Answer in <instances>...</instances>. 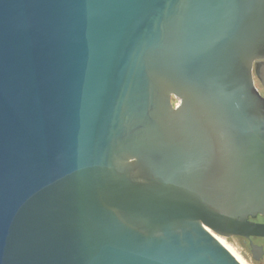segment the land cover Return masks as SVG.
I'll list each match as a JSON object with an SVG mask.
<instances>
[{
    "label": "water",
    "instance_id": "1",
    "mask_svg": "<svg viewBox=\"0 0 264 264\" xmlns=\"http://www.w3.org/2000/svg\"><path fill=\"white\" fill-rule=\"evenodd\" d=\"M260 59L264 0H0V264H241Z\"/></svg>",
    "mask_w": 264,
    "mask_h": 264
},
{
    "label": "flooded vegetation",
    "instance_id": "2",
    "mask_svg": "<svg viewBox=\"0 0 264 264\" xmlns=\"http://www.w3.org/2000/svg\"><path fill=\"white\" fill-rule=\"evenodd\" d=\"M254 82L260 93L264 96V59L255 61L253 68ZM176 105L178 101L173 100ZM249 221L257 224H264V214H258L256 217H249ZM240 238L248 249L249 260L252 264H264V237L251 236L245 238L241 236H234ZM230 238V237H229Z\"/></svg>",
    "mask_w": 264,
    "mask_h": 264
},
{
    "label": "rangeland",
    "instance_id": "3",
    "mask_svg": "<svg viewBox=\"0 0 264 264\" xmlns=\"http://www.w3.org/2000/svg\"><path fill=\"white\" fill-rule=\"evenodd\" d=\"M224 239H225L226 243L229 246H231L239 256H241L242 258L247 260V262L249 264H252L248 258V256H249L248 249L244 245L243 241L240 238H238V237H230V238L224 237Z\"/></svg>",
    "mask_w": 264,
    "mask_h": 264
},
{
    "label": "bare ground",
    "instance_id": "4",
    "mask_svg": "<svg viewBox=\"0 0 264 264\" xmlns=\"http://www.w3.org/2000/svg\"><path fill=\"white\" fill-rule=\"evenodd\" d=\"M216 237L218 238V240L239 260V262L241 263V264H249L248 262H247V260H245L244 258H242L241 256H239L236 252H235V250L231 247V246H229L227 243H226V241H225V239H224V237H222V236H220V235H216Z\"/></svg>",
    "mask_w": 264,
    "mask_h": 264
}]
</instances>
